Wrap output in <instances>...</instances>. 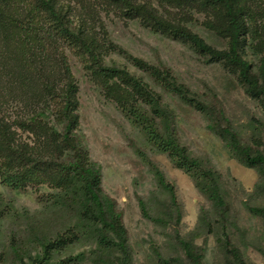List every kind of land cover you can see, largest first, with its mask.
Here are the masks:
<instances>
[{"label": "rangeland", "instance_id": "1", "mask_svg": "<svg viewBox=\"0 0 264 264\" xmlns=\"http://www.w3.org/2000/svg\"><path fill=\"white\" fill-rule=\"evenodd\" d=\"M65 2L76 14L74 28L87 21L96 40L107 48L106 53L103 50L105 66L125 69L160 96L171 112L175 138L204 170L215 174L226 209L222 212L151 141L146 116H153L146 101L133 92V104L122 108L93 74L89 56L67 49L79 88L77 135L90 160L101 166L103 193L121 213L129 259L119 249L106 246L99 227L64 193L46 185L13 190L0 178V264H39L43 244L58 239L67 246L53 253L50 264H193L182 245L185 241L202 264H232L224 247L226 238L240 249L245 264H264V215L251 211L264 208V170L246 167L222 132L229 127L242 144L263 151L264 103L250 97L223 63L211 62L188 43L151 31L106 0ZM154 5L167 20L186 25L212 47L227 48L224 38L206 28L204 14ZM132 58L168 70L204 110L182 101ZM246 58L258 65L250 50ZM30 93L17 98L0 86V119L14 124L20 138L32 143L33 135L16 126L42 106ZM43 106L48 119L49 111ZM158 131L164 135L163 123ZM155 167L175 187V201L160 184ZM201 184L208 182L201 180Z\"/></svg>", "mask_w": 264, "mask_h": 264}, {"label": "trees", "instance_id": "2", "mask_svg": "<svg viewBox=\"0 0 264 264\" xmlns=\"http://www.w3.org/2000/svg\"><path fill=\"white\" fill-rule=\"evenodd\" d=\"M106 1L125 17L139 19L151 31L188 43L208 56L211 62L223 63L236 74L250 97L264 103V0ZM154 3L204 14L206 28L224 38L227 48L218 50L186 25L170 22ZM75 15L65 0H0V86L17 98L31 92L28 96H33V100L42 105L35 116L16 123L33 135L32 143L20 138L14 124L0 119V178L3 185L13 190L46 185L64 193L74 207L99 227L106 246L119 249L128 260V237L121 213L103 193L101 166L90 160L77 135L79 88L69 65L67 49L89 56L93 74L122 108L133 104L134 93L143 98L153 116L151 119L146 116V131L151 141L168 154L177 168L200 185L222 212L226 203L215 174L204 170L175 138L170 125L171 112L163 106L160 96L125 69L105 66L107 48L96 40L87 21L74 28ZM248 50L258 59L257 66L246 58ZM132 59L144 64L150 77L182 101L204 110L203 104L185 86L178 84L168 70ZM43 105L49 111L48 119H44ZM162 123L164 135L158 131ZM222 132L229 139V147L241 157L246 167L264 170V150L254 151L242 144L229 127L223 128ZM155 170L160 184L169 190L175 201V187L166 181L159 169L155 167ZM201 180L208 184L203 186ZM251 211L264 215V208H252ZM43 245L39 264H50L53 253L67 246L64 239ZM182 245L193 264H202L201 257L192 251L189 242H182ZM224 247L233 259L232 264H245L240 249L228 238Z\"/></svg>", "mask_w": 264, "mask_h": 264}]
</instances>
